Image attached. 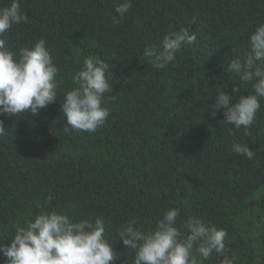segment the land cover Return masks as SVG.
<instances>
[{
  "label": "trees",
  "instance_id": "obj_1",
  "mask_svg": "<svg viewBox=\"0 0 264 264\" xmlns=\"http://www.w3.org/2000/svg\"><path fill=\"white\" fill-rule=\"evenodd\" d=\"M118 2L21 0L27 21L3 38L13 51L43 38L60 68L61 96L38 115L0 116V244H10L15 223L54 208L80 219L103 216L120 254L115 264H132L120 226L135 218L147 230L163 210L179 207L182 217L225 229L235 264H252L264 257V101L247 134L225 124L222 110L213 118L209 106L220 90L230 103L248 94L227 65L264 22V0H132L124 19L114 11ZM185 27L195 45L152 69L143 49ZM87 56L109 64L115 99L95 133H68L60 100ZM234 143L249 145L254 158L234 153Z\"/></svg>",
  "mask_w": 264,
  "mask_h": 264
},
{
  "label": "clouds",
  "instance_id": "obj_2",
  "mask_svg": "<svg viewBox=\"0 0 264 264\" xmlns=\"http://www.w3.org/2000/svg\"><path fill=\"white\" fill-rule=\"evenodd\" d=\"M131 7L132 0H121L114 11L124 19ZM26 21L21 0H9L0 6V116L38 115L61 96L60 68L46 41L41 38L30 47L13 51L3 38L13 26ZM196 41L197 35L187 27L169 29L158 47L143 49V56L152 69H164L176 62L182 48ZM248 49L227 65V71L246 86L248 94L230 103V94L220 90L209 106L213 118L222 110L223 122L237 131L243 127L245 134L264 101V22L248 33ZM79 63L80 69L71 77L73 86L62 93L60 119L65 132L91 134L110 116L106 105L115 95L107 76V62L87 56ZM240 89L236 86L232 91ZM5 135L6 128L0 120V137ZM232 151L248 160L255 156L244 143H234ZM260 222L264 224V217ZM138 223L131 218L118 230L119 240L134 254L132 264H235L232 249L226 244L227 231L195 216L182 217L179 207L163 210L147 230ZM9 239V245L0 244L5 264H115L120 255L106 237L103 216L80 219L54 208L40 207L30 220L15 223ZM252 264H264V257L255 256Z\"/></svg>",
  "mask_w": 264,
  "mask_h": 264
}]
</instances>
